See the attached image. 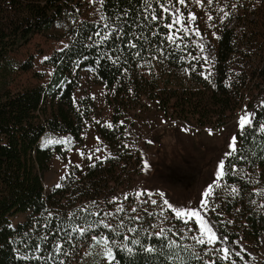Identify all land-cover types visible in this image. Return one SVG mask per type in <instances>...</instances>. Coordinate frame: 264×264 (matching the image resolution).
Here are the masks:
<instances>
[{
    "label": "trees",
    "instance_id": "trees-1",
    "mask_svg": "<svg viewBox=\"0 0 264 264\" xmlns=\"http://www.w3.org/2000/svg\"><path fill=\"white\" fill-rule=\"evenodd\" d=\"M85 3L0 0V264H70L69 253H79L80 242L94 234L105 235L111 243L113 264H204L209 260L231 264L205 255V246L185 234L189 222L185 225L178 219L163 221L156 212L131 207L123 197L130 198L128 193L120 192L111 183L119 176H114L115 167L124 161V170L127 164L138 160L130 153L127 142L125 112L142 102L145 94L158 99L163 107L159 97L163 91H167L168 102L176 99L172 105L176 109L181 107L190 118L211 116L209 122L215 126H223L240 108L252 110V125L246 126L244 135H240V129L236 133L237 151L227 159L225 178L241 185L243 177L233 174L235 168H251L255 177L264 178V131L260 130L264 124V102L258 105L264 97V45L255 33L262 26L264 12L257 9L253 23L243 25L240 20L244 11L238 10L237 19L235 15L229 24H216L215 39L196 35L193 27L188 33H177L176 25L171 34L182 39L172 43L167 40L170 30L165 27L171 22V15L160 7L167 0H150L152 7L148 11L143 0H105L103 6L100 4L98 21L79 19ZM167 6L170 12L175 8L183 12L175 0ZM125 10L127 16L123 15ZM153 11L159 19H151ZM66 14L76 17L64 35L70 41L48 59L52 66L49 79L23 89L11 88V74L16 69L30 70L34 64L28 60L17 66L10 55L36 34H47ZM98 32L100 36L96 35ZM105 34L109 39L101 43L100 37ZM130 43L137 47H128ZM208 60L213 64L211 75L204 68ZM83 69L95 73L98 82L108 89L113 123L98 129L110 145L111 155L86 170L79 180L68 177L60 187L48 192L44 172L54 154L64 155L65 151L59 143H45L47 137L69 134L81 140L85 121L94 107L90 98L74 97ZM181 70L188 75V81L172 78V73ZM157 72L166 75L163 82L154 78ZM213 115L218 116L215 121ZM120 154H126V159L119 158ZM105 164L113 167L102 168L99 175L96 169ZM128 180L127 186L133 183L132 178ZM107 210H114L115 217L105 214ZM18 215H25L26 219L14 224ZM256 215L257 218L247 220L252 229L264 224V212ZM80 228L85 231L81 233ZM161 229L163 234L157 235ZM218 229L223 237V229ZM137 240L139 244L135 243ZM169 241L176 243L169 247ZM56 244L62 246V251H56ZM147 247L153 251H145ZM128 248H132L131 253ZM197 254L203 259H197Z\"/></svg>",
    "mask_w": 264,
    "mask_h": 264
},
{
    "label": "rangeland",
    "instance_id": "rangeland-1",
    "mask_svg": "<svg viewBox=\"0 0 264 264\" xmlns=\"http://www.w3.org/2000/svg\"><path fill=\"white\" fill-rule=\"evenodd\" d=\"M84 2L86 3L80 16L78 15L79 19L98 21L100 19L99 0L96 3H92L91 0H84ZM182 7L185 17L183 22L186 25L198 29L199 33L205 37L209 35L215 39V27L218 22L229 24L235 15L237 19L236 13L241 9L244 15L240 22L243 25L252 24L256 10L261 9L264 12V0H212L211 4L208 0H203L202 4H197L195 0H186V5ZM189 12L195 13L197 17L194 23L187 19ZM224 12L230 15L225 17ZM209 16L212 19H209ZM75 18L72 14H66L63 20L53 25L47 34H36L29 43L10 55L11 61L17 66L28 60H32L34 64L30 70L16 69L11 74V88L23 89V87L37 85V83H45L49 79L52 66L48 64V59L44 58H50L54 51L63 49L68 44L70 37L64 35L74 23ZM255 33L261 45H264V21ZM57 36L61 38L57 39ZM204 68L205 71L212 72L213 64L208 60ZM36 73L43 74L44 77L39 78L35 75ZM81 73L79 88L76 89L74 97L76 99L88 97L93 101L94 107H92L90 118L85 121L81 140H76L69 134L47 137L45 143L49 140L66 141L59 143L65 154H54L49 168L44 172L43 182L48 192L55 189L58 184L61 185L68 177L79 180L86 170L94 167L99 160L106 161L111 155V147L105 142L98 129L100 126L110 127L109 125L112 126L113 123L114 109L107 100L108 89L98 82L95 73L91 70L83 69ZM172 74V78L176 77L178 80L188 81L189 79L182 70ZM154 78L163 82L166 75L157 72ZM147 96L145 94L142 102H137L136 107L130 108L123 117L126 121V138L131 149L130 153L138 157V160L127 164L124 170L121 167L125 164L124 161L115 167L114 176H119L115 177L116 181H112L111 184L119 188L120 192L125 190L128 193L130 198L125 199L123 195L125 204L156 212L159 219L170 222L176 220L175 214L167 209L163 200L167 199L177 208L200 210L204 200L203 193L210 186L214 187L213 196L209 201L210 207L216 206V212L222 215L218 216L211 211L207 214L201 211V214L205 215L214 227H221L223 235L227 236L228 240L223 243L218 242L211 247H228L232 259L239 264H264V224L252 229L247 221L249 218H257L256 214L264 212V178L255 177L251 168L233 170V174L239 173L241 178L243 177L241 185L232 184L225 178L226 162L229 158L225 154L231 151L229 147L231 137L236 136L240 129L239 117L245 112L253 113L252 110L240 108L236 110L234 116L227 118L223 126H215L209 122L211 116L203 119L198 116L190 118V115L182 112L181 107L176 109L172 106L176 99L172 98L168 102L167 91L159 94V97L163 99V107L160 106L158 99ZM263 102L264 97L258 105ZM181 103L182 101L177 104L180 106ZM167 106H169V114L165 113ZM217 118L216 115L212 116L213 121ZM125 155L120 154L118 157L122 158ZM221 160L225 162V175L220 180L221 187L215 188ZM145 161L148 164L147 169ZM104 167L111 169L113 165L105 164L103 167H98L96 172L101 175ZM129 177L133 179V183L127 186ZM232 188L238 189L239 194L232 193ZM138 192H144L145 195L138 196ZM148 192L154 194L151 199L157 201L155 205L151 203ZM160 193L164 194L163 197L159 195ZM113 213L114 210L105 212L115 217ZM25 219V215H18L13 222L18 224ZM221 220L232 221V223L221 225L219 223ZM188 222L193 231L188 232L185 229V234L189 238L199 235L198 224L195 220ZM218 235L220 236L219 231ZM94 237L96 239L106 238L103 234H94L90 238H85L80 242L82 249L79 253L73 251L69 253L70 264H113L105 254L108 249L113 251L111 243L108 241L107 244H96ZM206 247L209 246H205V250ZM235 252H240V257L235 256ZM219 255L222 254L210 256L219 257Z\"/></svg>",
    "mask_w": 264,
    "mask_h": 264
},
{
    "label": "snow or ice",
    "instance_id": "snow-or-ice-1",
    "mask_svg": "<svg viewBox=\"0 0 264 264\" xmlns=\"http://www.w3.org/2000/svg\"><path fill=\"white\" fill-rule=\"evenodd\" d=\"M92 3H96L97 0H91ZM105 0H99V3L101 4V6H103ZM144 5H145V11H148L149 8L152 7L150 0H143ZM157 2L159 3V0H157ZM173 0H167V3H161L160 7L162 8L163 12L165 13H170L171 15V22L167 25H165V27H167L170 30V34L167 35V40L172 42V43H176V39H182V37L179 36H175L174 34H171V29H173L174 26L179 25V27L176 29V32L178 33L179 31L183 30L184 33H188L190 30L191 25H185L184 24V14L183 12L179 9V8H175L174 11L170 12V8L167 6L168 4H172ZM195 2L197 4H202L203 0H195ZM175 3L179 4V5H186V0H175ZM208 3L211 4L212 0H208ZM233 7H235V5H233ZM99 11V9H98ZM220 11H224L223 9H220ZM129 13L127 10L124 11L123 15L127 16ZM228 15H230V13L228 12H224V16L227 17ZM101 19H105V17H101ZM117 19H120V17H117ZM152 20H157L159 19V17H157L155 15V12L153 11V14L151 16ZM187 19L189 21H191L192 23L195 22V20L197 19L195 13L189 12ZM209 19H212L211 16H209ZM105 28L109 29V31H111L112 29L110 28V26L108 24L104 25ZM193 31H195L196 35H200L199 30L198 29H193ZM158 33H153V35H157ZM97 36H100V33H96ZM107 39H109L108 34H105L103 36L100 37V42L103 43L104 41H106ZM67 47V46H65ZM128 47L130 48H136L137 45L135 43H130L128 45ZM177 47H179V45H177ZM200 50L203 51L204 50V45L201 44L199 45ZM63 49H61L62 51ZM162 51V50H161ZM140 53L137 52L136 55L138 56ZM45 60L49 59L48 57L44 58ZM205 59H207V57H205ZM209 75H211V73L209 72ZM253 118H254V113H249V112H245L244 115L239 117V128L241 130L240 135H244V130L246 128V126H250L253 123ZM111 126V125H109ZM260 130L264 131V124L260 125ZM237 141H238V137L233 135L231 137V142L229 144V147L231 148V151H228L225 155L227 157H231L233 156V154L237 151ZM66 141H53V140H49L47 141L48 144H53V143H65ZM97 151H99V149H97ZM91 158V157H89ZM106 158V157H105ZM243 158V157H241ZM148 164L147 161H145V168L147 169ZM225 175V162L223 160L220 161L219 163V171L217 172V180H216V184H215V188H219L221 187L220 184V180L221 178H223V176ZM57 187H60V185L58 184ZM232 193L234 194H239L238 189L236 188H232L231 189ZM214 193V187H209L204 193V200L201 204V209L200 210H190L187 208H177L174 207L171 203H169V201L167 199L163 200V204L167 206V209H170L172 213L175 214V219L181 220L185 225L188 224V221L190 220H195V223L198 224V232L199 235H193L190 237V239L194 240L196 244L200 245V246H209L206 247L205 250V255H212V254H222L219 255L220 259H223L225 261H231V264H236V261L234 259H232V254L230 253V250L228 247H221V248H214L211 246L216 245L218 242L223 243L224 241L228 240L227 236H219L218 235V231L219 229L214 227L209 219L205 218V215L201 214V211H203V213L207 214L209 211L216 213V215H222V213H218L216 212V206H211L210 207V199L213 196ZM137 195H145L144 192H138ZM148 197L151 199V197L154 195L151 192L147 193ZM161 197H163V193L159 194ZM125 199H127V196H125ZM151 203L152 204H156L157 201L155 199H151ZM118 211H122V209H118ZM133 211H135V209H133ZM136 219H139V217H137ZM101 223H103V221H101ZM221 225L227 223L230 224L232 223V221H224L221 220L219 222ZM79 231L81 233H83L85 231V229L80 228ZM130 231H135V229H130ZM188 232H192L193 229L192 228H187ZM164 230L161 229L159 233H157V235H161L163 234ZM70 238V237H69ZM96 244H107L108 240L107 238L104 239H96L95 237L93 238ZM136 244H139L140 241H135ZM176 242L175 241H169L168 246L172 247ZM56 251L60 252L62 251V246L60 244H56L55 245ZM129 253L132 252V248H128L127 249ZM147 252H152L153 248L152 247H147L144 249ZM185 250L187 251L188 249L185 248ZM106 256L108 257L109 260H115V257L112 254L111 249H108L107 252L105 253ZM235 256L240 257V252H235ZM51 257H49L50 259ZM197 259H203V257H201L200 255H196ZM61 264H63V262H61ZM204 264H216L215 260H209V261H204Z\"/></svg>",
    "mask_w": 264,
    "mask_h": 264
}]
</instances>
